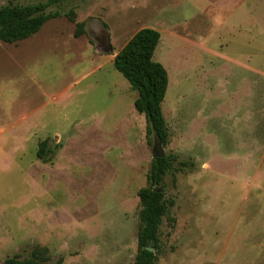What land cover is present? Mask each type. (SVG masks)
<instances>
[{
    "label": "rangeland",
    "instance_id": "obj_1",
    "mask_svg": "<svg viewBox=\"0 0 264 264\" xmlns=\"http://www.w3.org/2000/svg\"><path fill=\"white\" fill-rule=\"evenodd\" d=\"M56 11L30 38L0 42V264L36 246L48 264H135L138 192L158 153L176 157L159 264H264V0H68ZM144 28L160 32L154 60L169 76L159 152L113 63Z\"/></svg>",
    "mask_w": 264,
    "mask_h": 264
},
{
    "label": "trees",
    "instance_id": "obj_2",
    "mask_svg": "<svg viewBox=\"0 0 264 264\" xmlns=\"http://www.w3.org/2000/svg\"><path fill=\"white\" fill-rule=\"evenodd\" d=\"M66 1L47 0L37 4L10 3L0 6V42L14 44L37 34L49 20L62 16L58 11L49 12V8L60 6ZM66 16L76 21L75 12L70 11ZM83 26L84 23L77 24L76 37L83 34ZM160 40L159 31L144 28L118 52L113 63L138 94L134 108L145 116L148 135L165 147L169 143V131L162 105L169 86V76L165 67L154 60ZM47 150L48 141L41 142L37 157L45 159ZM175 161L176 157L171 155L154 158L147 176V186L138 192L141 210L135 264H159L162 253L161 226L164 219H170L174 204L166 197L164 182L165 177L174 169ZM50 261L48 248L36 246L27 258H12L6 264H48ZM53 264H63V260L59 259Z\"/></svg>",
    "mask_w": 264,
    "mask_h": 264
},
{
    "label": "water",
    "instance_id": "obj_3",
    "mask_svg": "<svg viewBox=\"0 0 264 264\" xmlns=\"http://www.w3.org/2000/svg\"><path fill=\"white\" fill-rule=\"evenodd\" d=\"M111 53H112V55L114 54L113 52H111ZM156 144H157V151L159 152L160 151L159 150V145L161 146V144H159L157 141H156ZM163 157H165L164 154L158 153L157 155H155L154 158H163ZM150 250H152V249H150Z\"/></svg>",
    "mask_w": 264,
    "mask_h": 264
}]
</instances>
